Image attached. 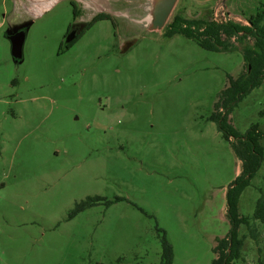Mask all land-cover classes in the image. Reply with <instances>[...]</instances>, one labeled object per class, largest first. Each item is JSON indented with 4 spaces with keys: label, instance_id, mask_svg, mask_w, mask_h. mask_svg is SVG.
Masks as SVG:
<instances>
[{
    "label": "rangeland",
    "instance_id": "rangeland-1",
    "mask_svg": "<svg viewBox=\"0 0 264 264\" xmlns=\"http://www.w3.org/2000/svg\"><path fill=\"white\" fill-rule=\"evenodd\" d=\"M72 1L34 14L27 0H0V264H164V242L169 264H212L241 162L211 117L254 41L213 52L164 34L178 13L245 26L258 0H177L161 31L148 23L155 0H120L133 9L118 12L135 38L127 52L101 21L59 55ZM17 29L21 60L8 40ZM228 122L264 135V79ZM260 191L264 159L238 200L250 219L240 264H264Z\"/></svg>",
    "mask_w": 264,
    "mask_h": 264
},
{
    "label": "trees",
    "instance_id": "trees-1",
    "mask_svg": "<svg viewBox=\"0 0 264 264\" xmlns=\"http://www.w3.org/2000/svg\"><path fill=\"white\" fill-rule=\"evenodd\" d=\"M246 22L245 26H241L231 22L187 20L178 13L164 34L167 37L184 36L195 41L201 48L213 52L233 51L234 46L231 43L233 38L238 40L251 38L254 41L252 46H245L241 51L245 66L244 72L236 80H230V87L223 92L224 113L220 112L211 117L216 122L223 138L228 142L233 139L232 149L241 162L240 175L226 194L227 214L231 230L218 241L214 249L216 258L212 264H240L244 262L243 250L247 237L239 235V228L242 225L249 227L250 219L239 216L238 200L244 189L249 186L264 159V148L260 143L264 135L258 131L257 126L250 127L245 134H239L228 122V114L232 111V107L243 96L259 87L264 79V0H258L255 12L246 19ZM253 220L264 224V192L257 200ZM250 236L254 239L257 237V235H253V230ZM163 245L164 264H169L171 250L166 242Z\"/></svg>",
    "mask_w": 264,
    "mask_h": 264
},
{
    "label": "flooded vegetation",
    "instance_id": "flooded-vegetation-1",
    "mask_svg": "<svg viewBox=\"0 0 264 264\" xmlns=\"http://www.w3.org/2000/svg\"><path fill=\"white\" fill-rule=\"evenodd\" d=\"M122 5L120 0H112V3L109 2L106 8L95 10L87 0L72 1L71 19L61 42L59 55L72 50L101 21L111 23L114 30H116L114 37H121L116 47L117 51L121 54L127 52L135 43V38L130 36V31H132L131 26L120 20V14L118 12L125 10L133 15V9L129 6V8H126ZM18 32H22V29H17L13 34Z\"/></svg>",
    "mask_w": 264,
    "mask_h": 264
},
{
    "label": "water",
    "instance_id": "water-1",
    "mask_svg": "<svg viewBox=\"0 0 264 264\" xmlns=\"http://www.w3.org/2000/svg\"><path fill=\"white\" fill-rule=\"evenodd\" d=\"M177 0H155L152 14V27L154 31H161L167 25L170 19L171 13L174 9ZM11 44V55L15 60L22 59V48L25 40V33L18 32L8 37Z\"/></svg>",
    "mask_w": 264,
    "mask_h": 264
},
{
    "label": "crops",
    "instance_id": "crops-1",
    "mask_svg": "<svg viewBox=\"0 0 264 264\" xmlns=\"http://www.w3.org/2000/svg\"><path fill=\"white\" fill-rule=\"evenodd\" d=\"M27 1H28L27 3L28 6H26V9L34 14H38L43 10H45V8H47L50 4H52L50 1H55V0H27ZM87 1L90 2V5L92 6L93 9L97 10V9L106 8L109 0H87Z\"/></svg>",
    "mask_w": 264,
    "mask_h": 264
},
{
    "label": "bare ground",
    "instance_id": "bare-ground-1",
    "mask_svg": "<svg viewBox=\"0 0 264 264\" xmlns=\"http://www.w3.org/2000/svg\"><path fill=\"white\" fill-rule=\"evenodd\" d=\"M148 23H149V26L152 27L151 23H152V18L148 19Z\"/></svg>",
    "mask_w": 264,
    "mask_h": 264
}]
</instances>
